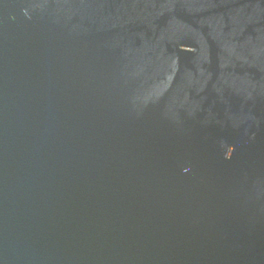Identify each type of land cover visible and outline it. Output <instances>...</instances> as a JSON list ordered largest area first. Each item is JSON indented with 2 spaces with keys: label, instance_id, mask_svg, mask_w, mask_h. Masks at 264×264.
Masks as SVG:
<instances>
[{
  "label": "water",
  "instance_id": "obj_1",
  "mask_svg": "<svg viewBox=\"0 0 264 264\" xmlns=\"http://www.w3.org/2000/svg\"><path fill=\"white\" fill-rule=\"evenodd\" d=\"M0 264H264V0H0Z\"/></svg>",
  "mask_w": 264,
  "mask_h": 264
}]
</instances>
